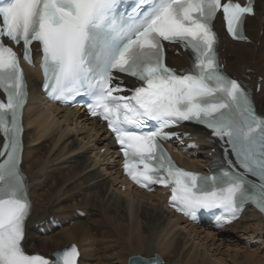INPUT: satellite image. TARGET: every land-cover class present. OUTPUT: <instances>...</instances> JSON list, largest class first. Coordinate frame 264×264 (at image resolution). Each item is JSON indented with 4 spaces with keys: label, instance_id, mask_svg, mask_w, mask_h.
<instances>
[{
    "label": "snow or ice",
    "instance_id": "snow-or-ice-1",
    "mask_svg": "<svg viewBox=\"0 0 264 264\" xmlns=\"http://www.w3.org/2000/svg\"><path fill=\"white\" fill-rule=\"evenodd\" d=\"M254 0H0V264H78L75 245L46 258L25 249L31 201L21 171L22 114L28 86L20 57L42 53L43 89L53 100L89 98L107 122L139 186L171 188L177 211L195 219L219 209L230 223L246 204L264 213V116L249 90L227 76L217 54L218 14L233 39L246 40ZM165 42L190 53L178 73L165 63ZM118 74L135 78L127 88ZM130 93V94H128ZM155 122L156 129L143 131ZM192 122L210 130L222 153L211 176L176 166L159 140L186 136L165 129ZM143 165L142 171H137ZM151 190V189H150ZM131 264H163L132 258Z\"/></svg>",
    "mask_w": 264,
    "mask_h": 264
},
{
    "label": "bare ground",
    "instance_id": "bare-ground-1",
    "mask_svg": "<svg viewBox=\"0 0 264 264\" xmlns=\"http://www.w3.org/2000/svg\"><path fill=\"white\" fill-rule=\"evenodd\" d=\"M257 6L245 21L251 43L226 40L224 56L225 70L238 74L249 69L252 82L262 76L254 104L264 114V1H258ZM219 24L218 20L215 26ZM174 60L180 62L177 57ZM26 79L29 97L23 114L21 168L32 200L26 249L48 253L74 242L80 253L78 264H128L131 255L155 254L165 263L175 264H264V224L257 212L245 209L225 234L219 235L174 214L159 191L147 193L129 186L119 190L124 182L102 126L95 119H86L78 109L46 104L39 93L41 79L36 69L26 68ZM101 147L105 148L103 154L98 153ZM207 150L200 158H186L182 163L189 168L202 167ZM75 209L83 210L86 217H74ZM49 216L72 220V224L63 222L61 228L42 235L32 223ZM249 238L261 240L247 248Z\"/></svg>",
    "mask_w": 264,
    "mask_h": 264
},
{
    "label": "rangeland",
    "instance_id": "rangeland-1",
    "mask_svg": "<svg viewBox=\"0 0 264 264\" xmlns=\"http://www.w3.org/2000/svg\"><path fill=\"white\" fill-rule=\"evenodd\" d=\"M262 12H263L262 14L264 15V10H263V9H262ZM258 34H260V31H258ZM255 46H259L258 42L255 43ZM263 46H264V44H263ZM250 62H251V61H250ZM252 62H253V61H252ZM100 149H101V148H100ZM101 153H102V152L99 150V154H101ZM102 154H103V153H102ZM48 186H49V185H48ZM48 186H47V187H48ZM119 187H120V186H119ZM119 190H120V189H119ZM85 217H86V215H85L84 217H82V218H85ZM60 218H61V217H58V219H60ZM87 218H88V220H90L91 216L88 215ZM70 224H71V222H70ZM91 232H92L93 235H96V230H95L94 228L91 229ZM228 242H229V241H228ZM241 242H242V241H241ZM252 247H255V246H252ZM39 252H40V251H39Z\"/></svg>",
    "mask_w": 264,
    "mask_h": 264
}]
</instances>
